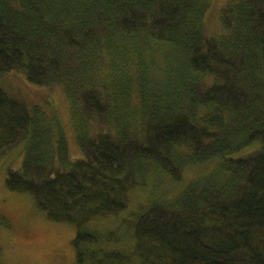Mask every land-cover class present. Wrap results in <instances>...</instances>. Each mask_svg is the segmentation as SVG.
Listing matches in <instances>:
<instances>
[{"label": "trees", "instance_id": "1", "mask_svg": "<svg viewBox=\"0 0 264 264\" xmlns=\"http://www.w3.org/2000/svg\"><path fill=\"white\" fill-rule=\"evenodd\" d=\"M20 144L5 186L73 264H264V0H0V158Z\"/></svg>", "mask_w": 264, "mask_h": 264}, {"label": "rangeland", "instance_id": "2", "mask_svg": "<svg viewBox=\"0 0 264 264\" xmlns=\"http://www.w3.org/2000/svg\"><path fill=\"white\" fill-rule=\"evenodd\" d=\"M42 96L47 107L50 105L58 109L60 102L56 95L46 93ZM70 144L73 155H77L72 139ZM10 154L0 158V264H73L75 251L72 241L75 232L71 226L48 220L36 208L29 194L11 192L6 188L7 170L12 165L17 168L21 164L23 145L17 146ZM208 169L206 166L186 171L182 187ZM164 182L157 186L159 194L164 193L169 186L170 182ZM153 186V181H149L143 189L135 192L131 198V206L144 200ZM170 189L168 193L172 197L175 189ZM110 219L108 225L114 227L116 218ZM105 225L101 222L97 227Z\"/></svg>", "mask_w": 264, "mask_h": 264}]
</instances>
